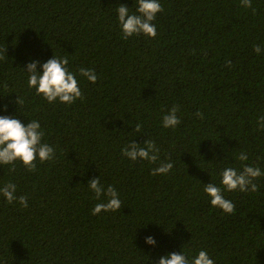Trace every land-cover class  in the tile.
I'll return each mask as SVG.
<instances>
[{
    "label": "trees",
    "instance_id": "obj_1",
    "mask_svg": "<svg viewBox=\"0 0 264 264\" xmlns=\"http://www.w3.org/2000/svg\"><path fill=\"white\" fill-rule=\"evenodd\" d=\"M159 3L156 38L125 40L116 8L135 12L136 0H0V116L38 120L55 150L35 172L0 165V187L14 183L16 196L28 197L25 209L0 195V264H159L200 250L214 264H264V176L256 193L224 192L232 215L204 192L222 186L226 167L264 172V0H252L255 14L241 0ZM54 55L68 58L83 93L70 106L28 87L27 65ZM173 105L181 124L166 129ZM149 139L160 149L156 164L122 155ZM161 162L174 167L152 175ZM94 178L117 190L120 210L92 215L107 201L94 198Z\"/></svg>",
    "mask_w": 264,
    "mask_h": 264
},
{
    "label": "clouds",
    "instance_id": "obj_2",
    "mask_svg": "<svg viewBox=\"0 0 264 264\" xmlns=\"http://www.w3.org/2000/svg\"><path fill=\"white\" fill-rule=\"evenodd\" d=\"M241 7L252 9L255 14V9L252 5V0H241ZM136 11L130 12L126 5H120L116 8L118 22L122 30V39H129L133 36H144L155 39L157 29L154 21L159 13H162V8L159 0H136ZM253 50L257 55L261 54V47L253 46ZM0 56V59H3ZM69 60L67 57H57L48 60L42 65L39 62H31L27 65L28 87L35 89L36 95L42 96L49 104L59 101L61 104L72 105L77 100H82L83 93L79 87V82L76 74L68 68ZM42 67V74L38 72V68ZM226 67L231 68V60H226ZM79 75L85 77L89 82L95 84L98 80L94 70L81 68ZM7 88V84L4 85ZM19 107L24 104V100L18 96L14 102ZM4 111H7L5 106ZM180 111L179 106L173 105L170 111L163 116V127L175 129L181 124V119L177 113ZM197 117L203 119V113H195ZM259 130L264 131V116L260 117ZM142 125H135V132L140 133ZM45 132L41 128L38 120H30L27 125L23 124L20 119L0 116V165L9 166L11 172L16 171L17 164H21L28 172L37 170V160L40 163L53 161L55 159V150L47 143L42 142ZM160 149L156 146L154 140H147L143 146L132 142L123 150L122 155L131 161L137 160L148 161L151 164H156L160 159ZM239 161H247L246 153L241 152L237 157ZM174 165L171 162H161L158 167L152 169V175H167L171 172ZM221 185L217 186L214 183L205 185L204 192L210 198L212 207L222 210L226 215H232L235 212V205L232 201L224 196V192L239 191L241 193H256L259 191V186L255 182L262 176L264 172L260 167L252 166L247 163L242 165L241 170L233 167H226L221 172ZM90 190L95 194L96 200H102L107 197L106 202L97 203L92 210V215H99L101 212H116L121 209L122 202L119 198L117 190L109 185L105 189L101 184L100 178H94L88 182ZM16 185L7 183L0 187V195H2L7 203L12 204L19 202L22 208L28 207V197L16 196ZM145 242L148 245L155 246L154 237H146ZM159 264H214L212 258L205 250H200L198 255L189 259L185 254L171 253L168 256L161 257Z\"/></svg>",
    "mask_w": 264,
    "mask_h": 264
}]
</instances>
